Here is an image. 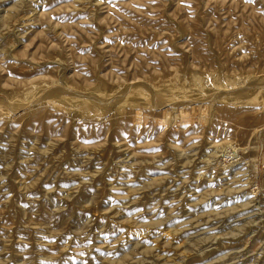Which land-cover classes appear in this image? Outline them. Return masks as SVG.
Wrapping results in <instances>:
<instances>
[{
	"label": "rangeland",
	"instance_id": "1",
	"mask_svg": "<svg viewBox=\"0 0 264 264\" xmlns=\"http://www.w3.org/2000/svg\"><path fill=\"white\" fill-rule=\"evenodd\" d=\"M0 264H264V0H0Z\"/></svg>",
	"mask_w": 264,
	"mask_h": 264
}]
</instances>
